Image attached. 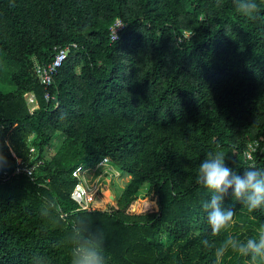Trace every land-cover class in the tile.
Instances as JSON below:
<instances>
[{"label": "trees", "instance_id": "16d2710c", "mask_svg": "<svg viewBox=\"0 0 264 264\" xmlns=\"http://www.w3.org/2000/svg\"><path fill=\"white\" fill-rule=\"evenodd\" d=\"M256 2L250 20L233 0H0V142L11 146L0 171V264H71L85 228L103 230L109 264H215L225 240L258 235L264 206L250 211L231 196L236 223L213 235L203 207L212 193L197 182L209 151L240 174L264 169ZM118 19L126 27L112 40ZM58 47L70 54L47 100L37 65ZM19 161L42 164L16 175ZM104 161L130 181L115 201L98 192L80 205L72 194L86 177L73 174L100 176ZM223 264L250 261L229 250Z\"/></svg>", "mask_w": 264, "mask_h": 264}, {"label": "clouds", "instance_id": "9594fccd", "mask_svg": "<svg viewBox=\"0 0 264 264\" xmlns=\"http://www.w3.org/2000/svg\"><path fill=\"white\" fill-rule=\"evenodd\" d=\"M220 0H218L219 6ZM237 13L255 20L260 12L256 0H233ZM11 146L7 141L0 142V171L9 166L4 147ZM197 182L206 187L211 193L210 200L203 207L207 211L208 224L213 235L220 234L236 223V211L226 207L225 200L231 196L251 210L264 206V169H258L250 164L243 169V174L236 172L226 165L225 154L221 151H209L198 168ZM158 210V208H157ZM205 248L210 247L208 239L201 241ZM231 250L241 257L249 258L250 264H264V225L258 235L246 240L228 238L215 247V264H223L226 253ZM71 264H109L105 254V236L99 227L85 228L75 235L71 246ZM33 260L37 257H33Z\"/></svg>", "mask_w": 264, "mask_h": 264}, {"label": "built area", "instance_id": "2783aa9c", "mask_svg": "<svg viewBox=\"0 0 264 264\" xmlns=\"http://www.w3.org/2000/svg\"><path fill=\"white\" fill-rule=\"evenodd\" d=\"M126 25L122 22V20H116L114 25H112L111 27V38L112 40H116L118 39L120 33L125 29ZM70 48L71 47H58L56 48V56L53 59L52 62L48 63V64H38L37 65V74L39 76L40 82L46 87L47 89V100H51L52 96H51V92H50V88L53 86L54 81H55V77L57 76V74L59 73L60 69L63 67V65L66 63L69 54H70ZM27 102L29 104H31L32 102L37 101V97H35V95L32 94H26L25 95ZM251 157V156H250ZM42 163H39L38 166H40ZM19 166H23L24 163H18ZM101 166H107V161H104L103 164ZM37 167H33L30 168L28 166H25L23 168H17L16 170V175L18 174H22L25 173L28 176L33 175V171L35 168ZM84 173L87 174L88 172H83L82 169H78L73 175L75 178H79L80 175ZM82 186H78L75 190V192L72 194V198H74L75 196H79V197H86L85 195H82ZM76 202H79L80 205H82V202L76 200L75 198L73 199Z\"/></svg>", "mask_w": 264, "mask_h": 264}, {"label": "rangeland", "instance_id": "374dc122", "mask_svg": "<svg viewBox=\"0 0 264 264\" xmlns=\"http://www.w3.org/2000/svg\"><path fill=\"white\" fill-rule=\"evenodd\" d=\"M0 86H2L1 83H0ZM2 87H4V86H2ZM5 88L11 89L12 87L7 86ZM28 106H29L30 110L33 107L32 104H30ZM61 140H62V136L60 134H57L55 136V141H54L55 144H54V147L52 149L53 152H56V148L61 143ZM17 168H21V166H19ZM102 169L105 170V172H103L102 175H100V176L96 175L95 172L89 173V174L83 173L84 174L83 176L86 177L85 178L86 187L83 185L81 192H82V195L86 194V199L83 197L75 196L74 198L76 200H78L82 203L85 202V200H86L87 204H89L92 201V198H94V196L98 192H100L102 195H104L105 197H107L111 201H115V199H118L121 196L122 191L126 187L127 183L130 181V178L120 176L116 171L109 169L108 166H103ZM144 190L147 193L149 190V187L145 186ZM104 192L109 193L114 199H111L109 196L103 194ZM74 198H72V199H74Z\"/></svg>", "mask_w": 264, "mask_h": 264}, {"label": "crops", "instance_id": "0c3cea01", "mask_svg": "<svg viewBox=\"0 0 264 264\" xmlns=\"http://www.w3.org/2000/svg\"><path fill=\"white\" fill-rule=\"evenodd\" d=\"M28 94V93H27ZM29 94H32V95H34L33 93H29ZM26 98V97H25ZM26 101H27V99H26ZM27 104L28 105H30L28 102H27ZM32 104V109H31V111H34V110H38L39 109V104H38V100L37 101H35V102H32L31 103ZM35 153H37V152H35V149L32 147L31 148V154H35ZM20 163H24V162H22V161H19Z\"/></svg>", "mask_w": 264, "mask_h": 264}, {"label": "water", "instance_id": "95a60500", "mask_svg": "<svg viewBox=\"0 0 264 264\" xmlns=\"http://www.w3.org/2000/svg\"><path fill=\"white\" fill-rule=\"evenodd\" d=\"M112 199H114V198H112Z\"/></svg>", "mask_w": 264, "mask_h": 264}]
</instances>
